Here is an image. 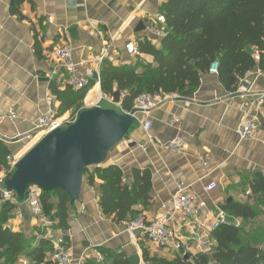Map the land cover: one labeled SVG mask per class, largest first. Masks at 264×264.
<instances>
[{
    "label": "crops",
    "instance_id": "1",
    "mask_svg": "<svg viewBox=\"0 0 264 264\" xmlns=\"http://www.w3.org/2000/svg\"><path fill=\"white\" fill-rule=\"evenodd\" d=\"M164 1L22 0L16 4V0H0V141L10 152L11 163L20 161L42 138L36 125L47 109V97L52 96L51 84L62 90L68 87L64 69L55 62L53 51L70 43L75 62L94 65L108 49L100 72L105 63L133 64L138 58L154 64L150 56L128 55L126 46L133 43L138 47L142 37L148 36L160 47L161 39L151 35L147 24L162 15ZM140 23L145 31L136 33ZM161 28L166 31L163 24ZM93 91L94 96L102 93L100 83ZM262 95L264 72L260 70L249 73L233 93L223 88L217 75H204L192 96L168 100L148 114L137 113V128L110 152L104 166H119L128 183L133 169L151 172L150 203L134 208L150 220L161 216L162 205L171 202L181 184L192 185L200 201L213 211L216 207L223 209L230 199L244 203L250 192L248 180L255 173L264 174ZM122 96H105L107 100L100 107L124 113L122 104L121 108L117 104L122 103ZM246 119L255 120L259 129L253 138L240 141L237 128ZM147 121L152 124L149 131L144 128ZM176 137L185 141L179 154L167 149L168 142ZM7 166L0 173L5 174ZM212 183L218 188L206 194L205 187ZM4 204H0V211ZM67 207L69 230L65 232L57 220L44 216L42 206L37 212L21 204L9 214L5 227L27 237H55L53 243L67 236L72 264L101 260L99 248L127 257L139 255L140 264H145L142 245L153 257L173 259L177 254L159 249L144 238L132 241L126 232L128 222L116 224L102 214L100 194L86 177L79 201ZM182 232L193 236L185 225ZM202 234L213 244L211 233ZM25 263L30 264L22 257L20 264Z\"/></svg>",
    "mask_w": 264,
    "mask_h": 264
},
{
    "label": "trees",
    "instance_id": "2",
    "mask_svg": "<svg viewBox=\"0 0 264 264\" xmlns=\"http://www.w3.org/2000/svg\"><path fill=\"white\" fill-rule=\"evenodd\" d=\"M21 1L16 0V4ZM161 12L166 33L160 47L148 36H143L138 43L140 54L152 57L154 64L138 58L133 64L102 66L101 91L106 97L121 93L124 112H132L137 97L142 94L192 96L200 88L202 76L210 74L215 63L220 84L231 93L249 73L264 72V0H165ZM93 86L94 83L83 90L70 87L62 90L52 83V96L59 105L57 116L79 109ZM9 156V150L0 141V172L8 165ZM84 177L100 194L102 214L116 224L130 223L143 214L134 208L147 207L150 203L152 174L149 170L133 169L131 183L117 165L86 169ZM248 189L250 194L244 203L232 200L222 206L239 226L226 223L213 231L210 253L188 255V258L176 254L173 259H165L153 257L142 245L144 263L264 264V227L256 229L255 225L259 217L264 220V174H253L248 180ZM40 200L44 216L57 220L60 229L68 231V194L60 190L42 193ZM15 208L5 203L0 211V264L3 261L18 264L21 257L32 264H53L49 260L53 239L27 237L5 227ZM63 242L69 244V238L64 237ZM98 251L101 260L87 259L83 264H130V257L125 254L103 248Z\"/></svg>",
    "mask_w": 264,
    "mask_h": 264
},
{
    "label": "built area",
    "instance_id": "3",
    "mask_svg": "<svg viewBox=\"0 0 264 264\" xmlns=\"http://www.w3.org/2000/svg\"><path fill=\"white\" fill-rule=\"evenodd\" d=\"M165 23L163 15H158L155 20L148 22L147 27L151 35L157 40L165 36L166 31L161 28ZM126 52L133 57H140L141 54L138 47L133 43L126 46ZM109 50H103L100 57L95 60V64L77 63L73 59V48L70 43L53 51L52 57L55 62L64 69L67 77V86L74 90H83L89 88L92 83L94 86L88 90L87 96L83 105L77 111L67 118L57 116V102L53 96H48L46 99L47 109L38 120L36 129L42 134V137L55 131L59 128H66L73 124L80 113L86 109L100 107L103 101L107 98L100 93L97 96L90 98L93 88L100 83V67L106 60ZM210 73L217 75L218 64L212 65ZM245 93L249 92L247 87L243 88ZM264 96V95H262ZM176 95H148L142 94L137 97L134 103V110L139 113L148 114L157 109L160 105L168 100L177 98ZM113 104V102H111ZM121 108L122 103H118ZM126 113V112H124ZM128 113V112H127ZM15 117L12 116L11 119ZM152 127L150 121L144 125L146 131ZM259 125L253 119H246L239 124L237 135L240 141H245L254 137L258 132ZM185 148V141L182 137H176L168 142L167 149L173 154H179ZM8 158L7 172L0 173V203L18 204V198L5 189L4 181L7 176L13 173L16 163L10 162ZM218 188L216 183L209 184L205 187L204 192L210 194ZM250 194V192H248ZM41 190L37 186H30L26 195V207L32 211H39L41 207L40 197ZM161 216L155 220H150L145 215L141 214L132 220L126 229L132 241H138L141 238L146 239L149 244L159 249H169L177 251L182 257L195 256L197 254H206L205 244L207 238L202 234L212 233L221 225L226 223H235L239 226L236 219H230L229 214L223 209L216 207V211L211 210L204 202L200 201L198 195L193 190L192 185L181 184L178 187L177 193L172 197L169 204H164L161 207ZM191 229V235L183 234L184 225ZM193 245L197 248L193 249ZM197 252V253H196ZM53 264H72L70 247L63 241L55 244L52 258Z\"/></svg>",
    "mask_w": 264,
    "mask_h": 264
},
{
    "label": "water",
    "instance_id": "4",
    "mask_svg": "<svg viewBox=\"0 0 264 264\" xmlns=\"http://www.w3.org/2000/svg\"><path fill=\"white\" fill-rule=\"evenodd\" d=\"M142 31L145 26L140 23L136 33ZM137 113L101 107L82 111L73 124L42 137L16 163L4 181L6 190L20 202L30 186H37L44 194L64 191L70 203L79 201L85 170L106 164L110 152L137 128ZM129 263L140 264V256H131Z\"/></svg>",
    "mask_w": 264,
    "mask_h": 264
},
{
    "label": "rangeland",
    "instance_id": "5",
    "mask_svg": "<svg viewBox=\"0 0 264 264\" xmlns=\"http://www.w3.org/2000/svg\"><path fill=\"white\" fill-rule=\"evenodd\" d=\"M123 97V96H122ZM104 105V104H103ZM77 110L76 109H74V110H71V111H69V112H67L64 116H62L63 118H67V117H69V116H71L72 114H74L75 112H76ZM40 135H42L40 132H38ZM37 133V134H38ZM102 167H105V166H102ZM96 167H92V168H89V169H91V170H94ZM7 171V170H6ZM2 172V171H1ZM6 189V188H5ZM26 198V197H25ZM40 199H41V197H40ZM25 201H26V199L23 201V202H20L19 200H18V204H13V203H10L11 205H14V206H18V205H24V206H27L26 204H25ZM40 203H41V200H40ZM0 204H3L2 202L0 203ZM222 204V203H221ZM58 226H59V223L57 224ZM57 225H54V227H55V229L58 227ZM255 225H257V228L256 229H258V227H264V220L262 219V218H258L257 219V223L255 224ZM53 239H55V237H52ZM206 238V237H205ZM208 240V239H207ZM59 241H61V240H58V241H56V242H54L53 244H52V252L49 254V260L52 262V258H53V253H54V247H55V244L56 243H58ZM213 248V244H212V242H210L209 240L208 241H206V244H205V250H206V253H210V251H211V249ZM165 250H167V251H170L171 253H177V251H174V250H169V249H165ZM22 258V257H21ZM20 258V259H21ZM23 258H25V257H23ZM20 259H19V261H18V263L20 264ZM2 264H4V261L3 262H1ZM29 263L30 264H32L30 261H29ZM17 264V263H16ZM25 264H27V263H25Z\"/></svg>",
    "mask_w": 264,
    "mask_h": 264
}]
</instances>
